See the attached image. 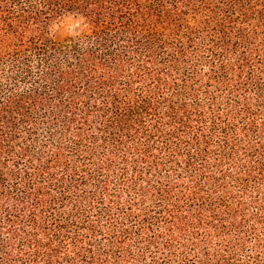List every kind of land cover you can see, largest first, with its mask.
I'll return each mask as SVG.
<instances>
[{"label":"trees","instance_id":"trees-1","mask_svg":"<svg viewBox=\"0 0 264 264\" xmlns=\"http://www.w3.org/2000/svg\"><path fill=\"white\" fill-rule=\"evenodd\" d=\"M0 264H264V0H0Z\"/></svg>","mask_w":264,"mask_h":264},{"label":"rangeland","instance_id":"rangeland-1","mask_svg":"<svg viewBox=\"0 0 264 264\" xmlns=\"http://www.w3.org/2000/svg\"><path fill=\"white\" fill-rule=\"evenodd\" d=\"M72 37L69 24L61 25L54 33L55 41L59 44L67 42Z\"/></svg>","mask_w":264,"mask_h":264}]
</instances>
